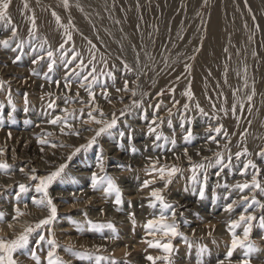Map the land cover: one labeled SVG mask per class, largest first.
<instances>
[{
	"label": "rangeland",
	"instance_id": "374dc122",
	"mask_svg": "<svg viewBox=\"0 0 264 264\" xmlns=\"http://www.w3.org/2000/svg\"><path fill=\"white\" fill-rule=\"evenodd\" d=\"M68 3L81 8L89 31L78 28L71 15L60 11L58 0H10V19L0 21V40L10 41L7 47L0 45V163L9 165L0 169V213L4 214L0 237L14 239L25 227L34 226L49 215L46 207L34 203L43 194L36 191L38 181L29 180L31 170L44 176L67 163L61 177L48 188L57 218L50 227L36 229L29 244L14 253L17 264H38L32 258L33 252L39 257V264H47L50 246L37 243L40 235L56 240L55 254L65 264H151L147 256L165 253L148 246L146 241L160 236L148 235L145 225L161 214L168 216L171 223L173 211L174 222L183 236L171 241V264H240L243 249H236L230 261L226 259L232 239L228 225L241 214L249 213L257 217L249 237L256 247L251 253V264H264V225L259 222L264 208L253 204L245 213L247 204L241 202L242 196L255 195L264 204V193H241L235 188L237 183L251 179V167L241 175L248 161L260 170L264 182V156L260 155L264 152V78L259 87L253 78L248 80L230 125L214 116L205 118L201 125L195 123V112L201 109V103L189 86L192 62L201 54L209 30L230 24L222 13L228 15L232 8L233 14L230 12L229 16L237 21L238 15L240 26L250 32L264 30V0L260 4L257 0H137L136 5L128 6L130 14L125 13L120 0ZM53 12L60 17L59 22ZM137 15L152 27L147 38L135 39L130 35L128 23ZM14 30L16 36L12 38ZM259 47H249L255 66ZM49 51L53 53L51 58ZM73 55L77 56L75 60ZM80 60L83 64L78 67ZM93 67V75L84 80ZM66 82L70 88L65 87ZM189 91L191 99L185 95ZM134 100L140 102L139 106L133 105ZM97 107L109 121L115 113L117 127L111 130V136H100L92 148L67 160L94 135L86 129L99 127L85 122L89 111L101 118L95 111ZM65 108L73 115L62 112ZM56 116H66L80 135H62V125L49 123ZM154 116L156 125L151 124ZM149 127H155L156 132L150 134ZM218 127L219 133L215 131ZM201 128L208 129L193 130ZM186 129L192 132L187 140ZM157 134L161 135L159 141L155 139ZM200 142H208L207 147L188 151ZM52 144L57 147H51ZM245 148L247 155L237 160L235 154ZM217 153L224 157V164L231 156V164H217ZM188 157L192 164L186 162ZM157 158V167L174 164L181 169L163 191L166 202L172 205L167 209L150 195L154 188L163 187L161 181L143 187L145 180L156 175L149 173ZM101 159L103 173L98 163ZM193 164L206 166L196 170L195 181ZM80 170L87 173L80 175ZM93 172L114 179L120 189L119 205L115 202L117 194L108 193L106 185L93 188ZM21 183L27 186L24 192L19 190ZM233 201L237 202L233 210L225 211ZM151 203L156 206H150ZM17 207L24 215L13 221ZM88 220L105 227L92 228ZM108 224L114 227H106ZM244 227L242 224L235 230L237 235H242ZM202 247L207 249L205 253L200 252ZM85 251L92 255H78Z\"/></svg>",
	"mask_w": 264,
	"mask_h": 264
},
{
	"label": "snow or ice",
	"instance_id": "6c2138e0",
	"mask_svg": "<svg viewBox=\"0 0 264 264\" xmlns=\"http://www.w3.org/2000/svg\"><path fill=\"white\" fill-rule=\"evenodd\" d=\"M64 4L67 7L68 0H64ZM9 6H10V0H0V21H6L10 19L8 15ZM53 15L56 16V19L59 22L60 17L56 15L55 12H53ZM32 27L33 29L36 28L34 16L32 17ZM15 36H16V32L14 30L12 32V38H15ZM71 39H72L71 34L68 33L67 40L70 41ZM9 42H10L9 39L0 40V45L7 47L9 45ZM65 43H67V41H65ZM89 43H91V41H89ZM63 46L64 45H61V48H63ZM17 47H19V45H17ZM93 47L95 46L93 45ZM47 55L49 58H51L53 56V53L49 51ZM76 58L77 56L73 55L72 59L75 60ZM94 58L95 57L93 56V59ZM82 64H83V60H80L77 66L79 67ZM186 67L188 66L186 65ZM73 71H75V69H73ZM94 72H95V68L93 67L91 71H89L88 74L83 77V79L88 80V77L92 76ZM109 75H111V73H109ZM93 79H95L94 76H93ZM81 86L83 87L84 85H81ZM65 87L70 88V85L66 82ZM125 90H127V84H125ZM135 95L136 93L133 92V96ZM185 95H187L189 99L192 98V93L190 91L186 92ZM89 96L92 97V99L94 100V93L90 91ZM250 99H251V96L249 97V100ZM81 103H83V101H81ZM139 103L140 102L138 101H135V100L133 101V105L139 106ZM176 103H179V102L177 101ZM49 107L52 108L53 105L49 104ZM156 107L158 109L159 105H157ZM196 107L199 109L198 104ZM188 108H189V105L186 103L184 105V109L187 110ZM95 111L99 114L101 118L98 119L97 116L94 115L92 111H89L88 121H85V122L90 121L91 123L98 125L99 127L86 129L87 131L94 132V135L90 139L87 140V143L81 144L79 147H77L75 151L67 157V160H71L72 156L80 152L81 150L87 151L90 148H92L94 145L97 144V140L100 136L105 135V134L111 136L112 135L111 130L117 127L118 118L116 117L115 113L112 114V119L109 121L103 118L105 114L98 107L95 108ZM199 111L203 112V109H199ZM233 111H235L234 108H233ZM62 112L67 113L69 116L73 115V113H69L67 108L63 109ZM123 115H124V112H121V116ZM156 122H157V117L154 116L151 121V124L156 125ZM49 123L53 125H57V124L62 125L60 129L62 135H75V136L80 135L79 131L73 129L72 123L69 121V119L66 116L65 117L56 116L53 119H51ZM168 123L169 125H171L170 120L168 121ZM215 131L219 133L221 131V128L218 127L217 129H215ZM155 132H156L155 127H149L150 134L155 133ZM120 135L123 136L124 133L121 132ZM191 136H192L191 130L186 129L185 139L187 140ZM155 139L159 141L161 139V135L157 134L155 136ZM164 139H167V138L165 137ZM41 143H44V141H41ZM51 147H57V145L52 144ZM132 151L135 152V148H133ZM244 155H247L246 148L242 152H237L235 154L237 160H239L240 157ZM260 155L264 156V152H261ZM185 156H187V150H185ZM216 156H217L216 163L221 164L222 167H226L231 164V159H232L231 156L228 157L227 164H224V157L220 153H217ZM177 159H179V157H177ZM188 159H189V163L192 164L191 157H188ZM98 163L100 167V172L103 173L104 171L103 160L101 159ZM157 164H159L158 158L151 165V172L149 173L150 175L152 173H156V175L153 176L151 180H145L143 182V187H148L150 184L156 183L157 180L161 181L163 183V187L154 188L151 191L150 195L152 198H154V201L159 202V204L163 208L165 209L171 208L172 205L166 202L165 197L163 195V191L164 189L168 187L169 184L172 183V178L176 176L178 173H180L181 169L174 164L173 165H162L159 167H157ZM8 167L9 165L7 163H0V169H7ZM66 167H67V163H62L59 166H57L55 171H52L44 176H37L34 174L36 170L35 169L31 170L33 174L30 175L28 178L29 180H32V181H38V183L35 185L36 191L43 194V198L39 201H34V203H36L39 206L46 207L49 210V215L43 219H40L37 223H35L34 226L25 227L24 230L20 232L18 235H16L14 239H9L7 237H0V264H17V260L14 259V253L19 249L25 248L29 244L30 236L36 229H40L43 226L50 227L53 224V222L56 220L57 208L53 204L52 198L48 195V188L54 181H56L58 178L61 177ZM205 167L206 166L204 164H193L191 168V171L193 173V176H192L193 181H195L196 179V170L198 168L203 169ZM249 167H251L254 170L251 174V179L245 180L244 183H237L235 185V188L238 189L241 193H243L245 190H248L249 192L259 191L261 193H264V182H262L260 178V170L256 167L255 164L252 163V161H248L246 164H244L243 169L241 170V175H245ZM91 181H92L93 188L97 187L98 185L99 186L106 185L105 190L108 193L115 192L117 194L116 201H115L116 204L119 205L121 203L120 189L118 185L115 183L113 178L108 177L106 175H97V173L93 172L91 176ZM26 189H27V186L25 184H22V183L19 184V190L21 192L26 191ZM200 195L201 197H203L204 195L203 191H201ZM241 202H246L247 204V206L244 209L245 213H247L248 207H250L253 204L258 205L261 208H264V204H261L260 201L256 199L255 195H252L251 197L244 195L241 197ZM236 203H237L236 201H233L232 203L228 204L225 208V211H229V212L232 211ZM150 206L155 207L156 205L155 203H151ZM15 213L16 215L13 216L12 218L13 221L17 220L20 216L24 215V213H22L18 207L15 209ZM85 215L87 214L85 213ZM171 216L173 219V222L171 223L168 222L169 221L168 216L161 214L159 217L149 219L147 221V224L145 225V227L148 229V235L155 237L159 234L160 236V239H155L154 241L153 240L146 241L148 243V246L152 248L161 249L163 253H165V255L163 256H151V255L147 256L146 259L150 261L151 264H157V261H164L166 262V264H171V261L169 260V256L174 251L171 241L173 238L177 236H183V233L178 231V225L174 222V218H175L174 211L171 213ZM3 219H4V214L0 213V222H3ZM256 220H257L256 215L249 213L247 215L241 214L238 219L233 220L229 223L228 230L231 233L232 239H231L230 247L228 248V251L226 253L227 260L230 261L232 258L233 252L239 248V249L245 250L244 258L240 261V264H251V253L256 250V247L250 241L249 237H250V233L252 230V222ZM259 222L261 225H264V216H261L259 218ZM73 223H76V222H73ZM87 223L91 225L92 228L105 227V225L94 224L91 220H88ZM242 224L246 225V227H244L242 235H237L235 230L239 228ZM12 226L13 225L10 223L9 227L11 228ZM106 227L113 228L114 226L111 224H108L106 225ZM184 239H185V243H187V238L185 237ZM39 242H46L50 246V250L47 253V264H65V262L62 261L55 254L57 243L54 238L46 240L44 235H40L37 243ZM189 247H191V245H189ZM206 251L207 249L205 247H202L200 249L201 253H205ZM31 255H32V258L34 260H37L39 264V257H37L34 252ZM78 255L83 257L86 255H92V253L85 251L83 253H78ZM219 264H224V262L220 261Z\"/></svg>",
	"mask_w": 264,
	"mask_h": 264
},
{
	"label": "bare ground",
	"instance_id": "6f19581e",
	"mask_svg": "<svg viewBox=\"0 0 264 264\" xmlns=\"http://www.w3.org/2000/svg\"><path fill=\"white\" fill-rule=\"evenodd\" d=\"M120 1L125 6V13L127 14L131 12L128 6L137 4V0ZM257 2L260 4V0H257ZM73 5L68 3L66 7L62 0H58L57 8L71 15L72 19L76 20L78 28H88L85 21L86 17L84 18L81 15L83 14L81 8ZM232 10V8L229 9L231 13ZM230 12H228V15L226 12L222 13V18L230 22V24L228 23L223 28L213 27V29L209 30V38L204 41L201 54L193 60L190 68L192 81L189 86L193 93L199 96L200 108L203 109V112H195V123L198 122L199 125L206 120L205 118L209 120L211 116L216 117L215 120L219 122L230 125L234 121V112L239 108V101H241L242 94L247 88L248 80L253 78L257 87H259V85H262L264 78V30H251L250 32V30L238 24L239 16H236V21L234 17L229 16ZM128 24L127 28L130 31V35L135 39L147 38L152 30V27L143 23L141 15L132 17ZM175 33L176 31L172 34L174 35ZM255 46H261L258 51L259 55L256 58V66L251 63L252 55L249 50V47L253 48ZM233 108L235 111H233ZM207 129L193 130L204 131ZM207 145L208 142H200L188 151L207 147ZM188 161L186 160V162ZM86 173L82 170L79 172L80 175H85Z\"/></svg>",
	"mask_w": 264,
	"mask_h": 264
}]
</instances>
